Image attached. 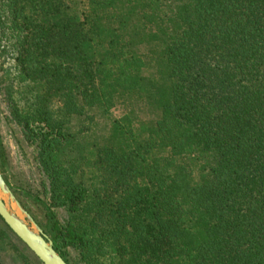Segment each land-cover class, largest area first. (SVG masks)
I'll use <instances>...</instances> for the list:
<instances>
[{
    "label": "trees",
    "instance_id": "trees-1",
    "mask_svg": "<svg viewBox=\"0 0 264 264\" xmlns=\"http://www.w3.org/2000/svg\"><path fill=\"white\" fill-rule=\"evenodd\" d=\"M8 57L66 264H264V0H0Z\"/></svg>",
    "mask_w": 264,
    "mask_h": 264
},
{
    "label": "rangeland",
    "instance_id": "rangeland-1",
    "mask_svg": "<svg viewBox=\"0 0 264 264\" xmlns=\"http://www.w3.org/2000/svg\"><path fill=\"white\" fill-rule=\"evenodd\" d=\"M11 59V57H8L0 60V75L5 71L13 70L14 65ZM59 107L60 104L56 103L55 109ZM5 110L4 105L1 104L0 101V173L5 182H7L6 184L9 185L8 187H11L15 192V194L12 192L15 198L30 215L36 225L43 233L44 229L48 232L57 220L63 222L67 220L68 217L62 211H47L41 203L34 201L26 193L14 189V183L12 181L14 174L25 176L30 181L33 180L35 175L27 157L20 148L16 135L7 124ZM119 116L120 111L115 110L112 112L111 118L115 119ZM2 164L4 165L2 166ZM1 197L3 198L2 195ZM44 235L51 241L50 236L46 234V232ZM32 256V253L28 251L22 243L16 241L6 232L5 227L0 222L1 264H34V256Z\"/></svg>",
    "mask_w": 264,
    "mask_h": 264
},
{
    "label": "water",
    "instance_id": "water-1",
    "mask_svg": "<svg viewBox=\"0 0 264 264\" xmlns=\"http://www.w3.org/2000/svg\"><path fill=\"white\" fill-rule=\"evenodd\" d=\"M0 219L41 264H66L54 250L52 242L15 198L1 173Z\"/></svg>",
    "mask_w": 264,
    "mask_h": 264
}]
</instances>
